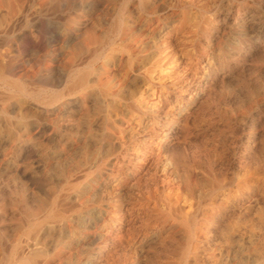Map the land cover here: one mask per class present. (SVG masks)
Returning a JSON list of instances; mask_svg holds the SVG:
<instances>
[{"label": "rangeland", "instance_id": "1", "mask_svg": "<svg viewBox=\"0 0 264 264\" xmlns=\"http://www.w3.org/2000/svg\"><path fill=\"white\" fill-rule=\"evenodd\" d=\"M12 1L11 0H0V18H1V15H4L6 8H8V7L16 8L23 2L20 5L22 7L21 8L22 15H21V17H19L18 21L16 22L17 27L15 24L12 27H10L9 31L7 30L4 34L0 35V43H2V44H0V68H2V69H0V76L3 78L2 81L6 80V79L16 78V76H18V77L22 78V81L24 83H26L29 88L31 87L30 89H32L35 93H39L38 98H47V97L55 95V94H61L63 96L60 97L57 101H55L53 103L54 106L52 104L48 105V108H46L47 106H44L43 104L36 102L33 99H30V98L28 99V97L13 98L11 100V103L13 104V106L15 108L16 107L18 108L20 106L19 108H21V111L24 108V110L22 112H19L22 115V118L20 120H12L13 122L18 121V123L20 121L16 130H18V131L20 130V133L23 134L22 136L24 138H23V140H9L8 136H6L4 134L0 135V156L2 157V158H0L1 159L0 160V264H17V261H15L16 255L12 253L13 246L15 244H17L18 247L20 248V247H23V245H24L23 248H26L27 244H30L31 242L34 241L33 239H36V244L39 245L40 247L35 246L36 245L35 244V245H32V247L29 249L30 252L27 251L26 249H24V252H25V255L27 256L26 258L31 260V261L34 260L33 262L35 264H38V263L43 264L45 261L46 262L44 264H50L51 262H52L51 264H59L61 261V256H62V261L64 260L63 263L61 261V264H76V263L81 264L80 262H76L74 260L73 255H77V254L81 255L83 253V251L85 249V244L83 245L80 243L85 242L84 237H85V232H86L87 221L89 220V215L93 216L97 212H100V216L97 215V218L93 216V219H95L96 228L98 226V228L96 230L97 231L96 236L101 237V239L103 240V238H102L103 234L102 233H105L106 231H108V234L110 233V235H111V236L107 237V241L104 244V247H105L104 253L108 257L110 256L113 260L117 259L119 256H122L123 259L125 260V262L127 264L128 263L130 264L129 260L131 261V251L134 248L131 241L132 240L137 241L139 238L140 239L142 238L141 237L142 235L146 234V238L144 237L145 239H144L143 247L144 248L147 247L146 246L147 240L149 241L148 237L153 236V234L157 231L156 228L155 229L153 228L154 223L157 219L162 218L163 215H161V214L165 210L166 203L168 200H171L174 198L175 195L173 192L176 191V189H179V191L181 193H185L188 190H192L191 188H194L195 191L192 192L191 195L189 193L188 202L191 203V205L195 204L196 206L197 205L202 206L209 199V197H210L209 195L212 194L211 192L213 191V189H215L214 188L215 187V184H214L215 178H216V180L230 181L231 184L229 187H230V189L233 190L235 185H236V181L239 178H241L243 176H248V175L254 173L255 171L260 172L263 170V168H264V160H263L264 155L262 153H264V139H263L264 138V104H263L264 103V101H263L264 100V96H263L264 95V93H263V91H264V70H263L264 69V55H263L264 54V50H263L264 49V32H263L264 31V22H263V20H264V16H263V14H264V0H262V1L261 0H257V1L256 0L255 1L254 0H225V1L224 0H200L201 1V2L199 1L200 3L198 2V0H195V2H194V0L193 1L192 0H171V1L170 0H153V1L152 0H123V1L122 0H114V1L113 0H110V1L109 0H46V1L45 0H29V1L28 0H23V1L17 0L18 2L16 0H12ZM20 1H21V3H20ZM142 1L144 3H142ZM10 2H12V3H10ZM189 2L191 5L189 4ZM24 3H26L25 8L23 7ZM153 3H155V4H153ZM205 3L207 4V6H205L206 5ZM13 4H14V6H13ZM145 4H147V5H145ZM163 4H165V5H163ZM99 5L102 7H99ZM104 5H105V7H103ZM240 5H241V7H239ZM33 6H35V7L33 8ZM107 6H108V8H107ZM148 6H149V8H148ZM151 6H153V7H151ZM195 6H197V8ZM198 6H200V7H198ZM97 7H99V8L97 9ZM146 7L148 10L146 9ZM232 7H233L234 11L232 10ZM155 8L157 9V12H156ZM202 8H204V9L202 10ZM30 9L31 10L35 9V10H34V12H32ZM94 9H97V10L95 11ZM255 9L258 11L256 12ZM165 10H167V11H165ZM204 10H206V11H204ZM106 11H108V12H106ZM132 14H133V16H132ZM199 14H201V15H199ZM233 15H235V16H233ZM209 16H212V17L209 18ZM21 18H22L23 22L21 21ZM92 19H95L97 22L95 20H92ZM163 19H164V21H163ZM220 19H224V20H220ZM252 19L256 23H253ZM256 19H258V20H256ZM88 22H90V23H88ZM64 23H66V24H64ZM164 23H166V24H164ZM247 23H248V25H247ZM188 24H189V26H188ZM255 24H257V26ZM33 25L35 26V28ZM61 25H63V26H61ZM139 26H141V27L139 28ZM231 26L233 28H231ZM32 27H33V30H32ZM97 27H99V28H97ZM235 27L239 28V30ZM253 27H254V30H253ZM14 28H16V29H14ZM18 28H19V31H17ZM124 28L127 31L129 30L130 36H131L130 38H133V40H131L130 38H128L125 35V33L127 31ZM190 28H192V29H190ZM144 29H146V30H144ZM222 29L224 32L222 31ZM231 29H232V31H231ZM240 29H241V31H240ZM244 29H245V31H244ZM132 30H133V33H131ZM90 31L92 34L90 33ZM134 31H135L136 35H135ZM121 32L124 34H119ZM129 32H127V33H129ZM142 32L143 33L145 32V33L143 34ZM199 33H201V34H199ZM228 33L231 34V36L228 35ZM156 34H157V36H156ZM160 34L162 35V38H161ZM192 34H194V35H192ZM36 35H38V36H36ZM93 35H95L96 37ZM188 35H189V37H188ZM235 35H236V38H235ZM97 36H98V38H97ZM142 36L145 38H143ZM14 37H16V38H14ZM20 37H21V39H20ZM23 37H25V38H23ZM58 37H60V38H58ZM186 37H187V39H185ZM237 37H238V39H237ZM40 38H41V40H40ZM117 38H119V39H117ZM179 38H181V39H179ZM189 39H192V40H189ZM206 39H208L209 41ZM213 39H215L214 42H213ZM218 39L220 41H218ZM162 40H164V42ZM188 40H189V42H187ZM226 40L229 43L226 42V45H225ZM128 41L130 44L128 43ZM29 42H30V44H29ZM70 42H71V44H70ZM78 42H79L80 46L76 45V47H75V45L73 43L78 44ZM136 42H138V43H136ZM144 42H146V43L144 44ZM167 42H168V46H167ZM193 42H195V43H193ZM163 43H164V45H163ZM172 43H173V45H171ZM16 44H17V46H16ZM212 44H213V46H212ZM68 45H70V46H68ZM157 45L162 46V47H158ZM83 47L85 48V50ZM93 47H94V49H93ZM223 47H224V49H222ZM66 48H67V50H66ZM96 48H98V49H96ZM172 48L175 49L176 52H175V50H172ZM214 48L217 49L216 50L217 52H215V50L213 51ZM10 49H11V51H10ZM156 49H157V51H156ZM1 50L4 51V53ZM75 50H76V52H75ZM130 51H131V53H130ZM207 51H208V53H207ZM77 52H79V53H77ZM139 52H141V53H139ZM150 52L153 54V57L151 56L152 54ZM253 52H254V54H253ZM175 53H176V55L177 54L178 55L176 56ZM184 53H185V56H184ZM203 53H204V55H203ZM224 53L226 56L224 55ZM96 54H97V57L95 56ZM172 54L175 56V58H172V56H173ZM137 55H139V56H137ZM198 55L200 56V59L198 58L199 57ZM94 56H95V60H93ZM258 56H261V57H259L260 59L257 58ZM71 57H72V59H71ZM214 57L216 60L214 59ZM254 57H256V58H254ZM140 58L143 60V62H142V60L140 61ZM154 58H156V60ZM170 58H171V60H169ZM177 58L179 59V62H178ZM236 58H238V59H236ZM255 59H257L256 63H254ZM98 60H99V62H98ZM129 60L131 61V67L129 65ZM247 60H250V61L247 62ZM164 61H167V62L164 63ZM64 62L65 63L68 62V63L65 64ZM121 62H123V64H121ZM149 62H151V63H149ZM9 63H11V64H9ZM250 63H252V64H250ZM261 63H262V65H260ZM152 64H155V65L158 64L160 66L156 65V67H155V65L153 66ZM207 64H208V66H207ZM253 64H254V66L252 67ZM124 65H125V67H124ZM165 65H166V67H165ZM175 65H178V66L176 67ZM203 65H204V67H203ZM255 65L258 66V68ZM171 66L172 67L174 66V67L169 69V67H171ZM86 67L90 68V74H89V78H88L89 79L88 83L89 82L90 83L88 84V86L85 89L80 90L78 92H75V91L74 92H67V91H65V89H67V87L71 84V81H72L70 78L71 73L73 72L75 74L77 71L81 70V68L83 69ZM126 67L128 68L127 70H126ZM132 67H133V69H132ZM163 67L166 69H163ZM167 67H168V69H167ZM206 67H207V69H206ZM243 67L246 70H243ZM249 67H251V68H249ZM159 68H161L162 71H160ZM204 68H205V70H204ZM140 69H142V70H140ZM97 70H99L100 72L98 73ZM92 71H94V72H92ZM104 71H106V72H104ZM146 71L149 72V74ZM183 71H185L186 73ZM253 71L256 73V76H255V73ZM107 72H108V74H107ZM203 72H205V73L201 74ZM240 72L241 73L243 72V73L240 74ZM94 73H96V74L94 75ZM125 73H126V75H125ZM235 73H237V74H235ZM186 74H188V75H186ZM113 75H114V77H113ZM162 75H165V76H162ZM236 75H238V76H236ZM244 75H246V77ZM31 76H33V77H31ZM119 76H121V77H119ZM188 77H189V79H188ZM110 78H112V79H110ZM196 78H198V80ZM212 78H213V80H212ZM248 78L249 79L252 78L253 80L251 79L252 81L250 80L251 81L250 82L248 80ZM141 79H142V81H141ZM194 79H195V81H194ZM246 79L249 83L246 81ZM219 80H220V82H219ZM97 83H98V85H97ZM175 83H181V84H175ZM240 83L242 86L240 85ZM149 85H150V87L151 86H153V87L150 88ZM161 85L163 88L161 87ZM130 86H131V88H130ZM136 86H138V89L136 88ZM245 86H248L249 89L246 88ZM234 88H236V90ZM43 89H45V90H43ZM135 90L138 91L137 92L138 94L135 93L136 92ZM139 90L141 93L139 92ZM150 90L153 91L154 95L148 97V93ZM202 90H204V91H202ZM233 90H235V91H233ZM3 91H6V87L3 85V82H0V93H2ZM190 92H192V93H190ZM68 93H70V94H68ZM133 93L137 94L138 96L134 95ZM146 93H147V96H146ZM174 93H176V94H174ZM188 93H189V96H187ZM246 94H247V96H246ZM82 95H83V97H82ZM129 95H130L131 99H130ZM99 96H100V98H99ZM206 96H208V100L210 99L209 101L207 100ZM220 96H221V98H220ZM247 97H248V99H247ZM74 98H75V100H74ZM203 98H205V99H203ZM217 98L219 100H217ZM15 99H17V100H15ZM18 100H20L21 102ZM151 100H153V101H151ZM192 100H193V102H191ZM202 100H206L207 102L206 101L202 102ZM220 100H221V102H220ZM234 100L236 103L234 102ZM34 101H35V103H34ZM166 101L168 104L166 103ZM22 102H23V105L21 104ZM153 102L156 103V106L154 108H149V105ZM77 103H78V105H77ZM170 103H172V104H170ZM189 103H191V105ZM208 103H210L211 107L209 106ZM250 103L252 104L251 106L249 105ZM141 104H143V105H141ZM187 104H189V105H187ZM213 104L215 107H213ZM25 105H26V107H25ZM61 105H63V106H61ZM166 105H168V106H166ZM208 106H209V108H207ZM29 107L32 109H30ZM38 107H39V109H38ZM185 107H186L187 111H186ZM254 107H255V109H254ZM135 108L137 109L138 112L135 111L136 110ZM138 108L142 109V110L145 109V110H143V113L141 114V113H139ZM250 108H252V109H250ZM26 109H27V111H25ZM218 109H219V111H218ZM114 110H115V112H113ZM146 110H148V111H146ZM155 110L157 112L156 114H155ZM24 111L26 112V115L24 114ZM110 111H111V113H110ZM170 111H172V112L170 113ZM190 111H191V114H190ZM61 112L62 113L64 112V113L62 114ZM119 112L121 114H119ZM135 112H137V113H135ZM19 113H15L16 118L19 115ZM112 113H114V115ZM196 113H197V115L195 117L194 115ZM69 114H71V115H69ZM115 114H117V115H115ZM174 114H177V115H174ZM186 114L190 115V116L188 115L189 118L187 117ZM206 114H208V115H206ZM13 115L14 114H11V113H0V120L2 119V117H12ZM138 115H139L140 119L138 118ZM160 115H162V116H160ZM24 116H26V117H24ZM37 117L40 119H37ZM150 117H151V119H150ZM194 117H195V120H194ZM198 117L200 119H197ZM46 118H47V120H46ZM183 118H184V120H183ZM186 118H188V119H186ZM191 118H192V121H191ZM163 119L165 121H163ZM48 120H50V122ZM181 120H183V121H181ZM185 120L188 124L186 122L184 123ZM250 120H251V122H250ZM148 121H151V122H148ZM190 121L192 124L190 123ZM212 123L214 124V126ZM107 124H108V126H107ZM200 124L202 126H200ZM37 125H38V127H37ZM188 125L191 127H189ZM203 125H204L205 129L203 128ZM45 126H47V127H45ZM117 126H119L118 127L119 129L117 128ZM141 126H142V128H141ZM208 126H209V128H208ZM250 127H251V129H250ZM255 127H256V129H255ZM21 129H23L24 131ZM145 129H147V130H145ZM248 129H250V130H248ZM259 129L261 130V132ZM86 130H87V132H86ZM133 130H135V132ZM201 131H203V133H201ZM225 131H226V133H225ZM151 132H152V134H151ZM211 132H213V133H211ZM25 133H27V134H25ZM126 134H127V136H126ZM130 134H132V135L130 136ZM133 134H135V136ZM215 134H216V137H215ZM257 134L259 137L257 136ZM121 136L122 137L125 136V137H123V140H122ZM154 136H155V138H154ZM210 136L212 137V140H210L211 139ZM26 138H28V139H26ZM106 138H108V139H106ZM245 138H246V140H245ZM99 139H100V142H99ZM116 139H118V140H116ZM119 139H120V141H119ZM136 141H138V142H136ZM27 142H29V143H27ZM11 143H13V144H11ZM143 143H144V145H142ZM173 143H175L176 145ZM234 144H235V146L236 145L237 146L234 147ZM245 144H246V146H245ZM258 144H259V146H258ZM261 144L263 145V148L261 147ZM128 145H130V146H128ZM204 145H205V147H203ZM214 145H216V146H214ZM141 146H143V147H141ZM153 146H156V147L153 148ZM174 146H175V148H174ZM155 148H156V150H155ZM226 148H227V150H226ZM232 148H233V150H232ZM11 149H12V151H11ZM121 150L123 153L121 152ZM199 150H200V152H199ZM206 150H207V152H206ZM222 150H223V152H222ZM146 151L148 154L146 153ZM196 151H197V154L199 152V155L201 157L202 156L203 157L201 158L199 155L197 156ZM250 151H252V153ZM208 152H210V153H208ZM6 154L8 156H6ZM169 154L171 156L173 155L172 156L173 158L169 157L170 156ZM193 154L196 156H192ZM224 154L227 156H225ZM221 155H224V156H221ZM245 155H246V157H245ZM252 155H253V157H252ZM216 156H217V158H216ZM241 156H243V157H241ZM3 157L5 159H3ZM116 157H118V158H116ZM123 157L124 158L126 157V158L124 159ZM195 157H196V159H195ZM213 157H214V159H213ZM190 158H192L193 160L192 159L190 160ZM117 159H118V161L119 160H121V161L118 162ZM160 159H161V161H160ZM255 159L258 161L256 162ZM166 160H169V161H166ZM224 160L226 162H224ZM211 161L212 162L214 161L213 165H212ZM196 162H197V164H195ZM148 163H149V165H148ZM156 163H157V165H156ZM135 164L138 166H136ZM186 164L188 166H186ZM226 164H228L229 167ZM133 165H134V167H133ZM90 166H92L93 168ZM139 166H141V167H139ZM226 166L228 169L226 168ZM232 166H234V167H232ZM250 166L252 167V169ZM113 167H115V168H113ZM125 167H126V169H125ZM148 167L150 168V171H149ZM86 168H88V169H86ZM146 168H148L147 171H146ZM176 168H177V171H176ZM197 168H199V169H197ZM254 168H255V170H253ZM144 169H145V173H143ZM170 169H171V171H170ZM182 170H184V171H182ZM202 171L204 174L202 173ZM147 172H149V176H148ZM182 172L184 175L182 174ZM191 172H193V174ZM221 172L223 173V175ZM169 173H170V175H169ZM185 173H186V175H185ZM213 173H215V176H213L214 175ZM4 174H5V176H3ZM100 174H101V176H100ZM219 174L221 176H219ZM81 175H82V177H80ZM111 176H112V178H111ZM147 176L150 177L149 178V181L151 180L150 182H148ZM159 176H161V177H159ZM126 178H128V180ZM138 178H140V179L143 178V180L139 179V181H138L137 180ZM167 178L168 179L170 178V179L168 180ZM76 179H78V180H76ZM105 179H106V181H105ZM161 179L163 180L162 183L160 182ZM124 180H126V182ZM191 180L193 181L194 186H193V183L191 182ZM201 180L203 182H201ZM199 181H200V183H198ZM84 182H86V183H84ZM174 182H176V183H174ZM177 182H178V184H177ZM144 183H145V187H144ZM149 183H151V184L153 183L152 184L153 186ZM172 183H174L176 188L173 186ZM201 183L203 184V185H201V187L203 189L199 186V184H201ZM211 183H213V184L211 185ZM112 184L113 185L115 184L114 187H112L113 186ZM160 184H161V186H160ZM206 184H207V186H206ZM107 186H109V187H107ZM146 186H148V187H146ZM83 187H84V190H83L84 193L81 192ZM126 187L127 188L129 187V189H127ZM140 187H141V189H140ZM150 187H152V188H150ZM198 187L201 188L202 190H200ZM164 188H165V190H164ZM169 188H170V190H168ZM171 188H174V190L173 189L171 190ZM116 189H118V190H116ZM130 189L133 192L130 191ZM151 189L154 191L155 194H153ZM204 189L205 190L207 189V190L205 191ZM208 190H209V192H208ZM147 191H149V192L147 193ZM158 191H159V193H158ZM199 191H202V192H199ZM79 192H81V193H79ZM156 192L158 194H156ZM196 192H197V195L201 193L202 196L198 195V197H197ZM104 193H106L107 195ZM127 194H129V196ZM147 194H148L149 198L147 197ZM170 194H171V196H170ZM76 195L78 196L77 198H75ZM80 195H81V197H80ZM199 196L201 197L200 199H199ZM72 197H73V199H72ZM102 197H103V199H102ZM125 197L128 199H125ZM191 197H192V200H191ZM80 198H81V200H80ZM84 198H86V199H84ZM71 199H72V201H70ZM125 200H126V202H125ZM195 200H197V202ZM133 201H137V202H133ZM152 202L154 205L152 204ZM111 204H113L112 205L113 207H111ZM36 205H38L37 206L38 208H35ZM131 205H133V208ZM195 205H193V206L196 207ZM96 206H97V208H96ZM147 206H149V207H147ZM34 208H35V210H34ZM66 208H68V209H66ZM103 209L105 212L103 211ZM155 209H156V211H155ZM32 210L36 212V215L38 217H36V215H34L35 212H33L34 214L32 213ZM58 211L62 214V217L61 216L60 217H52V214L54 212H58ZM86 212H88V214ZM48 214H50V215H48ZM144 214H146L148 216L145 217L146 215L143 216ZM77 215L79 218L77 217ZM121 216H123V217H121ZM120 217H121V219H120ZM140 217H142V218H140ZM149 217H151L150 220L148 219ZM146 218H147V220H145ZM114 219L118 220V221L113 223ZM137 219H139L138 223H137ZM64 221H67L68 223L67 222L65 223ZM74 222H76V223H74ZM140 222H143V224H141ZM56 224H58V225H56ZM113 224H114V226H113ZM131 224H132V226H130ZM133 224L135 227L133 226ZM54 225H56V226H54ZM142 225H144V226H142ZM20 226H21V228H20ZM78 226H80V227H78ZM136 226H138V227H136ZM44 227H46V228H44ZM40 228H41V230H40ZM139 228H141V230ZM57 229H59V231L62 230L61 231L62 233L59 232ZM39 230L43 231V232L40 233ZM56 230L59 233H57ZM149 230H151V231L147 232ZM209 231H211V233L209 232V234L212 235L213 231L211 229ZM71 232H72V234H71ZM98 232H99V235H98ZM115 232L119 233V234H123L124 239H122L121 243H120V244H122V248L115 247L113 249V247H112L116 243V239H114V235L116 234ZM18 233H19V235H18ZM125 233L127 234V236ZM40 234H41V236H40ZM61 234L64 236H61ZM78 234H80V235H78ZM58 235H60V236H58ZM53 237H54V240H53ZM72 237L74 238V240ZM14 238L16 241L14 240ZM37 238H38V240H37ZM40 238H42V239H40ZM112 238H113V240H112ZM24 241H26L25 242L26 244L24 243ZM37 241H38V243H37ZM128 242H130L129 246H128ZM77 245H79V246H77ZM81 245H82V247H81ZM123 245H124V247H123ZM125 247H127V248H125ZM128 248L130 249L129 252H128ZM31 250L32 251L35 250V253H34V251L32 252ZM56 250H57V252H56ZM74 250L76 253L74 252ZM112 250H113V252L111 253ZM123 250L125 252H123ZM115 252H117L116 254L118 255L116 257H115ZM47 254H48V256H47ZM66 254H68L69 256ZM124 255L126 257H124ZM13 257H14V259H13ZM41 260H42V262H41ZM65 260L67 261V263ZM8 262H10V263H8Z\"/></svg>", "mask_w": 264, "mask_h": 264}, {"label": "bare ground", "instance_id": "2", "mask_svg": "<svg viewBox=\"0 0 264 264\" xmlns=\"http://www.w3.org/2000/svg\"><path fill=\"white\" fill-rule=\"evenodd\" d=\"M12 1V0H11ZM17 1V0H16ZM23 1V0H22ZM29 1V0H28ZM46 1V0H45ZM110 1V0H109ZM114 1V0H113ZM123 1V0H122ZM153 1V0H152ZM171 1V0H170ZM193 1V0H192ZM200 0H198V2H199ZM225 1V0H224ZM255 1V0H254ZM257 1V0H256ZM262 1V0H261ZM13 2V1H12ZM12 2H10V3H12ZM18 2V1H17ZM27 2V1H26ZM98 2V1H97ZM131 2V1H130ZM194 2H195V0H194ZM201 2V1H200ZM199 2V3H200ZM20 3H21V1H20ZM23 3V2H22ZM21 3V4H22ZM38 3V2H37ZM44 3V2H43ZM121 3V2H120ZM127 3V2H126ZM142 3H144L143 1H142ZM165 3V2H164ZM175 3V2H174ZM177 3V2H176ZM214 3V2H213ZM223 3V2H222ZM8 4V3H7ZM20 4V5H21ZM25 4L26 3H24L23 5V7L25 8ZM39 4V3H38ZM153 4H155V3H153ZM189 4H190V2H189ZM206 4V3H205ZM209 4V3H208ZM211 4V3H210ZM226 4V3H225ZM18 6V7H16V8H14V7H8V8H6L5 9V13H4V15H1V18H0V35H2V34H4L7 30L9 31V29H10V27H12L13 25H15L16 24V22L18 21V19H19V17H21V15H22V10H21V6ZM35 5V4H34ZM125 5V4H124ZM145 5H147V4H145ZM150 5V4H149ZM163 5H165V4H163ZM171 5V4H170ZM191 5V4H190ZM203 5V4H202ZM221 5V4H220ZM228 5V4H227ZM13 6H14V4H13ZM78 6V5H77ZM143 6V5H142ZM172 6V5H171ZM170 6V7H171ZM205 6H207V4L205 5ZM204 6V7H205ZM236 6V5H235ZM35 6H33V8H34ZM41 7V6H40ZM99 7H102V6H100L99 5ZM99 7H97V9L99 8ZM103 7H105V5L103 6ZM130 7V6H129ZM151 7H153V6H151ZM150 7V8H151ZM169 7V6H168ZM167 7V8H168ZM196 8H197V6H195ZM198 7H200V6H198ZM218 7V6H217ZM223 7V6H222ZM239 7H241V5L239 6ZM107 8H108V6H107ZM148 8H149V6H148ZM158 8V7H157ZM176 8V7H175ZM187 8V7H186ZM210 8V7H209ZM216 8V7H215ZM228 8V7H227ZM32 9V8H31ZM30 9V10H31ZM88 9V8H87ZM97 9H94L95 11L97 10ZM131 9V8H130ZM146 9H147V7H146ZM145 9V10H146ZM162 9V8H161ZM165 9V8H164ZM204 8H202V10H203ZM213 9V8H212ZM230 9V8H229ZM228 9V10H229ZM250 9V8H249ZM25 10V9H24ZM27 10V9H26ZM34 10L35 9H33V10H31L32 12H34ZM109 10V9H108ZM125 10V9H124ZM133 10V9H132ZM148 10V9H147ZM155 10H156V12H157V9L155 8ZM172 10V9H171ZM186 10V9H185ZM232 10H233V7H232ZM256 10V9H255ZM42 11V10H41ZM128 11V10H127ZM136 11V10H135ZM165 11H167V10H165ZM204 11H206V10H204ZM221 11V10H220ZM234 11V10H233ZM236 11V10H235ZM258 10H256V12H257ZM4 12V11H3ZM2 12V13H3ZM36 12V11H35ZM89 12V11H88ZM106 12H108V11H106ZM114 12V11H113ZM160 12V11H159ZM162 12V11H161ZM172 12V11H171ZM189 12V11H188ZM239 12V11H238ZM254 12V11H253ZM112 13V12H111ZM130 13V12H129ZM138 13V12H137ZM154 13V12H153ZM176 13V12H175ZM215 13V12H214ZM223 13V12H222ZM229 13V12H228ZM233 13V12H232ZM247 13V12H246ZM96 14V13H95ZM108 14V13H107ZM183 14V13H182ZM217 14V13H216ZM241 14V13H240ZM259 14V13H258ZM31 15V14H30ZM97 15V14H96ZM125 15V14H124ZM164 15V14H163ZM179 15V14H178ZM199 15H201V14H199ZM212 15V14H211ZM223 15V14H222ZM257 15V14H256ZM28 16V15H27ZM37 16V15H36ZM35 16V17H36ZM92 16V15H91ZM132 16H133V14H132ZM182 16V15H181ZM190 16V15H189ZM194 16V15H193ZM213 16V15H212ZM212 16H209V18L210 17H212ZM218 16V15H217ZM233 16H235V15H233ZM259 16V15H258ZM261 16V15H260ZM263 16H264V14H263ZM24 17V16H23ZM178 17V16H177ZM185 17V16H184ZM196 17V16H195ZM220 17V16H219ZM227 17V16H226ZM229 17V16H228ZM241 17V16H240ZM257 17V16H256ZM27 18V17H26ZM40 18V17H39ZM146 18V17H145ZM150 18V17H149ZM161 18V17H160ZM225 18V17H224ZM242 18V17H241ZM31 19V18H30ZM33 19V18H32ZM105 19V18H104ZM143 19V18H142ZM154 19V18H153ZM190 19V18H189ZM188 19V20H189ZM212 19V18H211ZM236 19V18H235ZM39 20V19H38ZM88 20V19H87ZM90 20V19H89ZM92 20H95V19H92ZM119 20V19H118ZM123 20V19H122ZM167 20V19H166ZM220 20H224V19H220ZM232 20V19H231ZM234 20V19H233ZM253 20V19H252ZM256 20H258V19H256ZM21 21H22V18H21ZM67 21V20H66ZM96 21V20H95ZM100 21V20H99ZM98 21V22H99ZM103 21V20H102ZM163 21H164V19H163ZM180 21V20H179ZM251 21V20H250ZM23 22V21H22ZM65 22V21H64ZM97 22V21H96ZM95 22V23H96ZM124 22V21H123ZM128 22V21H127ZM188 22V21H187ZM252 22V21H251ZM263 22H264V20H263ZM262 22V23H263ZM88 23H90V22H88ZM129 23V22H128ZM155 23V22H154ZM190 23V22H189ZM207 23V22H206ZM210 23V22H209ZM220 23V22H219ZM228 23V22H227ZM253 23H256L254 20H253ZM34 24V23H33ZM38 24V23H37ZM61 24V23H60ZM64 24H66V23H64ZM125 24V23H124ZM130 24V23H129ZM138 24V23H137ZM164 24H166V23H164ZM169 24V23H168ZM213 24V23H212ZM260 24V23H259ZM22 25V24H21ZM68 25V24H67ZM92 25V24H91ZM159 25V24H158ZM208 25V24H207ZM221 25V24H220ZM235 25V24H234ZM247 25H248V23H247ZM251 25V24H250ZM256 26H257V24H255ZM34 26V25H33ZM61 26H63V25H61ZM65 26V25H64ZM100 26V25H99ZM122 26V25H121ZM126 26V25H125ZM188 26H189V24H188ZM194 26V25H193ZM237 26V25H236ZM241 26V25H240ZM259 26V25H258ZM16 27H17V24H16ZM25 27V26H24ZM38 27V26H37ZM66 27V26H65ZM70 27V26H69ZM90 27V26H89ZM88 27V28H89ZM92 27V26H91ZM102 27V26H101ZM100 27V28H101ZM134 27V26H133ZM141 26H139V28H140ZM163 27V26H162ZM245 27V26H244ZM31 28V27H30ZM34 28H35V26H34ZM47 28V27H46ZM50 28V27H49ZM61 28V27H60ZM97 28H99V27H97ZM168 28V27H167ZM231 28H233L232 26H231ZM235 28H237V27H235ZM14 29H16V28H14ZM13 29V30H14ZM29 29V28H28ZM58 29V28H57ZM64 29V28H63ZM93 29V28H92ZM125 29V28H124ZM142 29V28H141ZM190 29H192V28H190ZM197 29V28H196ZM200 29V28H199ZM212 29V28H211ZM226 29V28H225ZM228 29V28H227ZM238 30H239V28H237ZM32 30H33V27H32ZM61 30V29H60ZM67 30V29H66ZM79 30V29H78ZM81 30V29H80ZM95 30V29H94ZM104 30V29H103ZM121 30V29H120ZM126 30V29H125ZM137 30V29H136ZM144 30H146V29H144ZM167 30V29H166ZM194 30V29H193ZM253 30H254V27H253ZM17 31H19V28H18V30ZM59 31V30H58ZM68 31V30H67ZM82 31V30H81ZM93 31V30H92ZM96 31V30H95ZM127 31V30H126ZM164 31V30H163ZM195 31V30H194ZM221 31V30H220ZM222 31H223V29H222ZM227 31V30H226ZM231 31H232V29H231ZM240 31H241V29H240ZM244 31H245V29H244ZM98 32V31H97ZM118 32V31H117ZM127 32H129V30L127 31ZM125 33V35L128 37V38H130L131 36H130V32L129 33ZM147 32V31H146ZM196 32V31H195ZM194 32V33H195ZM224 32V31H223ZM254 32V31H253ZM264 32V31H263ZM20 33V32H19ZM85 33V32H84ZM90 33H91V31H90ZM131 33H133V30H132V32ZM134 33H135V31H134ZM143 33V32H142ZM141 33V34H142ZM145 33V32H144ZM143 33V34H144ZM148 33V32H147ZM156 33V32H155ZM161 33V32H160ZM191 33V32H190ZM60 34V33H59ZM69 34V33H68ZM92 34V33H91ZM90 34V35H91ZM99 34V33H98ZM103 34V33H102ZM119 34H124V33H119ZM142 34V35H143ZM158 34V33H157ZM157 34H156V36H157ZM199 34H201V33H199ZM16 35V34H15ZM19 35V34H18ZM41 35V34H40ZM76 35V34H75ZM86 35V34H85ZM89 35V34H88ZM104 35V34H103ZM135 35H136V33H135ZM154 35V34H153ZM161 35V34H160ZM192 35H194V34H192ZM219 35V34H218ZM226 35V34H225ZM228 35H230L231 36V34H229L228 33ZM254 35V34H253ZM36 36H38V35H36ZM62 36V35H61ZM73 36V35H72ZM87 36V35H86ZM93 36H95V35H93ZM122 36V35H121ZM176 36V35H175ZM191 36V35H190ZM3 37V36H2ZM1 37V38H2ZM22 37V36H21ZM21 37H20V39H21ZM40 37V36H39ZM71 37V36H70ZM96 37V36H95ZM101 37V36H100ZM99 37V38H100ZM143 37V36H142ZM177 37V36H176ZM188 37H189V35H188ZM195 37V36H194ZM233 37V36H232ZM253 37V36H252ZM14 38H16V37H14ZM23 38H25V37H23ZM58 38H60V37H58ZM63 38V37H62ZM66 38V37H65ZM97 38H98V36H97ZM96 38V39H97ZM105 38V37H104ZM136 38V37H135ZM143 38H145V37H143ZM142 38V39H143ZM151 38V37H150ZM161 38H162V35H161ZM171 38V37H170ZM184 38V37H183ZM192 38V37H191ZM207 38V37H206ZM220 38V37H219ZM225 38V37H224ZM234 38V37H233ZM235 38H236V35H235ZM244 38V37H243ZM242 38V39H243ZM246 38V37H245ZM254 38V37H253ZM259 38V37H258ZM261 38V37H260ZM18 39V38H17ZM32 39V38H31ZM67 39V38H66ZM72 39V38H71ZM117 39H119V38H117ZM131 40H133V38H130ZM166 39V38H165ZM179 39H181V38H179ZM185 39H187V37L185 38ZM223 39V38H222ZM227 39V38H226ZM237 39H238V37H237ZM255 39V38H254ZM257 39V38H256ZM4 40V39H3ZM40 40H41V38H40ZM102 40V39H101ZM100 40V41H101ZM135 40V39H134ZM138 40V39H137ZM183 40V39H182ZM189 40H192V39H189ZM189 40L187 41V42H189ZM204 40V39H203ZM206 40H208V39H206ZM214 40L215 39H213V42H214ZM29 41V40H28ZM67 41V40H66ZM80 41V40H79ZM163 42H164V40H162ZM161 41V42H162ZM180 41V40H179ZM178 41V42H179ZM184 41V40H183ZM209 41V40H208ZM218 41H220L219 39H218ZM222 41V40H221ZM239 41V40H238ZM255 41V40H254ZM33 42V41H32ZM65 42V41H64ZM114 42V41H113ZM112 42V43H113ZM139 42V41H138ZM138 42H136V43H138ZM174 42V41H173ZM202 42V41H201ZM206 42V41H205ZM212 42V41H211ZM226 42H228L227 40L225 41V45H226ZM115 43V42H114ZM118 43V42H117ZM128 43H129V41H128ZM133 43V42H132ZM146 42H144V44H145ZM193 43H195V42H193ZM229 43V42H228ZM240 43V42H239ZM247 43V42H246ZM0 44H2V43H0ZM29 44H30V42H29ZM69 44V43H68ZM70 44H71V42H70ZM74 45H75V47H76V45L78 46H80V44H79V42H78V44H76V43H73ZM72 44V45H73ZM122 44V43H121ZM124 44V43H123ZM130 44V43H129ZM143 44V43H142ZM162 44V43H161ZM166 44V43H165ZM204 44V43H203ZM220 44V43H219ZM101 45V44H100ZM153 45V44H152ZM163 45H164V43H163ZM171 45H173V43L171 44ZM208 45V44H207ZM217 45V44H216ZM242 45V44H241ZM16 46H17V44H16ZM19 46V45H18ZM30 46V45H29ZM68 46H70V45H68ZM89 46V45H88ZM97 46V45H96ZM109 46V45H108ZM114 46V45H113ZM140 46V45H139ZM158 46V45H157ZM167 46H168V42H167ZM191 46V45H190ZM201 46V45H200ZM212 46H213V44H212ZM211 46V47H212ZM22 47V46H21ZM156 47V46H155ZM158 47H162V46H158ZM165 47V46H164ZM163 47V48H164ZM177 47V46H176ZM189 47V46H188ZM195 47V46H194ZM207 47V46H206ZM244 47V46H243ZM17 48V47H16ZM20 48V47H19ZM84 48V47H83ZM82 48V49H83ZM89 48V47H88ZM145 48V47H144ZM147 48V47H146ZM157 48V47H156ZM170 48V47H169ZM175 48V47H174ZM185 48V47H184ZM210 48V47H209ZM228 48V47H227ZM248 48V47H247ZM74 49V48H73ZM78 49V48H77ZM76 49V50H77ZM90 49V48H89ZM93 49H94V47H93ZM96 49H98V48H96ZM149 49V48H148ZM168 49V48H167ZM222 49H224V47L222 48ZM66 50H67V48H66ZM76 50H75V52H76ZM84 50H85V48H84ZM137 50V49H136ZM151 50V49H150ZM172 50H175V49H173L172 48ZM193 50V49H192ZM200 50V49H199ZM215 50V52H217L216 50L217 49H213V51ZM264 50V49H263ZM2 51V50H1ZM10 51H11V49H10ZM9 51V52H10ZM59 51V50H58ZM88 51V50H87ZM156 51H157V49H156ZM169 51V50H168ZM189 51V50H188ZM244 51V50H243ZM253 51V50H252ZM3 53H4V51H2ZM15 52V51H14ZM86 52V51H85ZM93 52V51H92ZM167 52V51H166ZM170 52V51H169ZM175 52H176V50H175ZM178 52V51H177ZM191 52V51H190ZM189 52V53H190ZM193 52V51H192ZM234 52V51H233ZM258 52V51H257ZM49 53V52H48ZM77 53H79V52H77ZM122 53V52H121ZM130 53H131V51H130ZM139 53H141V52H139ZM138 53V54H139ZM151 53V52H150ZM171 53V52H170ZM187 53V52H186ZM206 53V52H205ZM207 53H208V51H207ZM10 54V53H9ZM99 54V53H98ZM112 54V53H111ZM110 54V55H111ZM137 54V53H136ZM143 54V53H142ZM149 54V53H148ZM152 54V53H151ZM244 54V53H243ZM253 54H254V52H253ZM8 55V54H7ZM60 55V54H59ZM126 55V54H125ZM173 55V54H172ZM175 55H176V53H175ZM178 55V54H177ZM176 55V56H177ZM190 55V54H189ZM203 55H204V53H203ZM224 55H225V53H224ZM257 55V54H256ZM264 55V54H263ZM57 56V55H56ZM96 57H97V54L95 55ZM95 56H94V58H93V60H95ZM102 56V55H101ZM137 56H139V55H137ZM144 56V55H143ZM152 57H153V54L151 55ZM170 56V55H169ZM184 56H185V53H184ZM194 56V55H193ZM196 56V55H195ZM199 56V55H198ZM226 56V55H225ZM233 56V55H232ZM236 56V55H235ZM253 56V55H252ZM251 56V57H252ZM49 57V56H48ZM47 57V58H48ZM69 57V56H68ZM187 57V56H186ZM218 57V56H217ZM224 57V56H223ZM238 57V56H237ZM250 57V56H249ZM259 57H261V56H258L257 58H259ZM18 58V57H17ZM52 58V57H51ZM126 58V57H125ZM138 58V57H137ZM142 58V57H141ZM140 58V61L142 60ZM172 58H175V56L173 55L172 56ZM197 58V57H196ZM199 59H200V56L198 57ZM207 58V57H206ZM213 58V57H212ZM225 58V57H224ZM247 58V57H246ZM254 58H256V57H254ZM49 59V58H48ZM71 59H72V57H71ZM70 59V60H71ZM74 59V58H73ZM155 60H156V58H154ZM178 59V58H177ZM187 59V58H186ZM202 59V58H201ZM210 59V58H209ZM214 59H215V57H214ZM236 59H238V58H236ZM250 59V58H249ZM260 59V58H259ZM30 60V59H29ZM56 60V59H55ZM68 60V59H67ZM92 60V61H93ZM126 60V59H125ZM137 60V59H136ZM153 60V59H152ZM169 60H171V58L169 59ZM176 60V59H175ZM183 60V59H182ZM192 60V59H191ZM207 60V59H206ZM216 60V59H215ZM228 60V59H227ZM254 60V59H253ZM72 61V60H71ZM70 61V62H71ZM91 61V62H92ZM104 61V60H103ZM151 61V60H150ZM209 61V60H208ZM221 61V60H220ZM226 61V60H225ZM248 61H250V60H247V62ZM256 61H257V59H255V61H254V63H256ZM4 62V61H3ZM2 62V63H3ZM98 62H99V60H98ZM134 62V61H133ZM142 62H143V60H142ZM155 62V61H154ZM167 61H164V63H166ZM178 62H179V59H178ZM198 62V61H197ZM6 63V62H5ZM65 63V62H64ZM63 63V64H64ZM68 63V62H67ZM67 63H65V64H67ZM97 63V62H96ZM136 63V62H135ZM148 63V62H147ZM149 63H151V62H149ZM153 63V62H152ZM157 63V62H156ZM163 63V62H162ZM163 63V64H164ZM169 63V62H168ZM209 63V62H208ZM214 63V62H213ZM233 63V62H232ZM239 63V62H238ZM263 63V62H262ZM262 63L260 64V65H262ZM9 64H11V63H9ZM57 64V63H56ZM62 64V63H61ZM93 64V63H92ZM121 64H123V62H121ZM126 64V63H125ZM197 64V63H196ZM210 64V63H209ZM250 64H252V63H250ZM44 65V64H43ZM85 65V64H84ZM129 65H130V67H131V61L129 60ZM143 65V64H142ZM149 65V64H148ZM153 66L155 65V64H152ZM156 65H158V64H156ZM156 65H155V67H156ZM169 65V64H168ZM211 65V64H210ZM247 65V64H246ZM24 66V65H23ZM51 66V65H50ZM49 66V67H50ZM87 66V65H86ZM96 66V65H95ZM112 66V65H111ZM145 66V65H144ZM152 66V67H153ZM158 66H160V65H158ZM176 67L178 66V65H175ZM183 66V65H182ZM207 66H208V64H207ZM254 66V64L252 65V67ZM256 66V65H255ZM62 67V66H61ZM75 67V66H74ZM124 67H125V65H124ZM143 67V66H142ZM151 67V66H150ZM165 67H166V65H165ZM174 67V66H173ZM172 66L171 67H169V69H171V68H173ZM180 67V66H179ZM192 67V66H191ZM203 67H204V65H203ZM257 68H258V66H256ZM255 67V68H256ZM26 68V67H25ZM54 68V67H53ZM64 68V67H63ZM117 68V67H116ZM185 68V67H184ZM187 68V67H186ZM246 68V67H245ZM249 68H251V67H249ZM262 68V67H261ZM260 68V69H261ZM0 69H2V68H0ZM51 69V68H50ZM73 69V68H72ZM80 69V68H79ZM128 68L126 67V70H127ZM132 69H133V67H132ZM148 69V68H147ZM160 69V71H162L161 70V68H159ZM163 69H166V68H164L163 67ZM167 69H168V67H167ZM176 69V68H175ZM200 69V68H199ZM206 69H207V67H206ZM212 69V68H211ZM240 69V68H239ZM242 69V68H241ZM24 70V69H23ZM100 70V69H99ZM99 70H97L98 71V73L100 72ZM111 70V69H110ZM113 70V69H112ZM137 70V69H136ZM140 70H142V69H140ZM186 70V69H185ZM204 70H205V68H204ZM218 70V69H217ZM243 70H246V69H244V67H243ZM264 70V69H263ZM12 71V70H11ZM102 71V70H101ZM133 71V70H132ZM148 71V70H147ZM146 71V72H147ZM164 71V70H163ZM175 71V70H174ZM181 71V70H180ZM199 71V70H198ZM239 71V70H238ZM261 71V70H260ZM6 72V71H5ZM32 72V71H31ZM92 72H94V71H92ZM104 72H106V71H104ZM103 72V73H104ZM116 72V71H115ZM155 72V71H154ZM157 72V71H156ZM167 72V71H166ZM165 72V73H166ZM183 72H185V71H183ZM188 72V71H187ZM211 72V71H210ZM228 72V71H227ZM248 72V71H247ZM246 72V73H247ZM254 72V71H253ZM259 72V71H258ZM262 72V71H261ZM102 73V72H101ZM118 73V72H117ZM148 74H149V72H147ZM146 73V74H147ZM171 73V72H170ZM174 73V72H173ZM178 73V72H177ZM176 73V74H177ZM181 73V72H180ZM186 73V72H185ZM205 72H203V73H201V74H204ZM212 73V72H211ZM217 73V72H216ZM222 73V72H221ZM238 73V72H237ZM237 73H235V74H237ZM243 73V72H242ZM241 72H240V74H242ZM255 73V72H254ZM263 73V72H262ZM56 74V73H55ZM89 74H90V68L89 67H86V68H81V70H79V71H77L75 74L72 72L71 73V75H70V78H71V84L67 87V89H65V91H67V92H78V91H80V90H83V89H85L87 86H88V84L90 83H88V81H89ZM96 73H94V75H95ZM107 74H108V72H107ZM130 74V73H129ZM153 74V73H152ZM169 74V73H168ZM182 74V73H181ZM180 74V75H181ZM189 74V73H188ZM188 74H186V75H188ZM196 74V73H195ZM122 75V74H121ZM125 75H126V73H125ZM135 75V74H134ZM167 75V74H166ZM179 75V74H178ZM177 75V76H178ZM184 75V74H183ZM53 76V75H52ZM57 76V75H56ZM92 76V75H91ZM104 76V75H103ZM102 76V77H103ZM106 76V75H105ZM130 76V75H129ZM157 76V75H156ZM162 76H165V75H162ZM171 76V75H170ZM202 76V75H201ZM219 76V75H218ZM236 76H238V75H236ZM245 77H246V75H244ZM248 76V75H247ZM255 76H256V73H255ZM31 77H33V76H31ZM113 77H114V75H113ZM119 77H121V76H119ZM160 77V76H159ZM168 77V76H167ZM181 77V76H180ZM243 77V76H242ZM37 78V77H36ZM95 78V77H94ZM93 78V79H94ZM126 78V77H125ZM155 78V77H154ZM157 78V77H156ZM169 78V77H168ZM203 78V77H202ZM231 78V77H230ZM92 79V78H91ZM108 79V78H107ZM106 79V80H107ZM110 79H112V78H110ZM118 79V78H117ZM146 79V78H145ZM149 79V78H148ZM147 79V80H148ZM188 79H189V77H188ZM197 80H198V78H196ZM207 79V78H206ZM218 79V78H217ZM233 79V78H232ZM241 79V78H240ZM252 79V78H251ZM251 79H249L248 78V80L250 81ZM3 80V78L0 76V82H3V85L6 87V91H3L2 93H0V113H11V114H14L12 117H2V119L0 120V135H6V136H8V138H9V140H23V134H21L20 133V130L18 131V130H16L17 129V126H18V124L20 123V121H19V123H18V121H12V120H20L21 118H22V115L19 113V112H22L23 110H24V108H23V110L21 111V108H15L14 106H13V104L11 103V100L13 99V98H24V97H28V99L30 98V99H33V100H35L36 102H39V103H41V104H43L44 106H47L46 108H48V105H53V103L55 102V101H57L60 97H62L63 95H61V94H55V95H52V96H49V97H47V98H38V94L39 93H35L32 89H30L28 86H27V84L26 83H24L23 81H22V78L21 77H18V76H16V78H11V79H6V80H4V81H2ZM27 80V79H26ZM122 80V79H121ZM159 80V79H158ZM167 80V79H166ZM165 80V81H166ZM173 80V79H172ZM176 80V79H175ZM174 80V81H175ZM196 80V81H197ZM201 80V79H200ZM212 80H213V78H212ZM231 80V79H230ZM253 80V79H252ZM251 80V81H252ZM258 80V79H257ZM260 80V79H259ZM35 81V80H34ZM117 81V80H116ZM119 81V80H118ZM123 81V80H122ZM121 81V82H122ZM141 81H142V79H141ZM151 81V80H150ZM149 81V82H150ZM153 81V80H152ZM155 81V80H154ZM164 81V80H163ZM169 81V80H168ZM173 81V82H174ZM188 81V80H187ZM194 81H195V79H194ZM225 81V80H224ZM237 81V80H236ZM246 81H247V79H246ZM250 81V82H251ZM96 82V81H95ZM113 82V81H112ZM126 82V81H125ZM178 82V81H177ZM201 82V81H200ZM207 82V81H206ZM218 82V81H217ZM219 82H220V80H219ZM234 82V81H233ZM238 82V81H237ZM248 82V81H247ZM256 82V81H255ZM39 83V82H38ZM37 83V84H38ZM65 83V82H64ZM94 83V82H93ZM102 83V82H101ZM114 83V82H113ZM168 83V82H167ZM195 83V82H194ZM205 83V82H204ZM249 83V82H248ZM30 84V83H29ZM35 84V83H34ZM104 84V83H103ZM120 84V83H119ZM128 84V83H127ZM150 84V83H149ZM162 84V83H161ZM175 84H181V83H175ZM234 84V83H233ZM243 84V83H242ZM33 85V84H32ZM97 85H98V83H97ZM147 85V84H146ZM155 85V84H154ZM159 85V84H158ZM164 85V84H163ZM169 85V84H168ZM199 85V84H198ZM240 85H241V83H240ZM255 85V84H254ZM167 86V85H166ZM194 86V85H193ZM215 86V85H214ZM242 86V85H241ZM252 86V85H251ZM258 86V85H257ZM93 87V86H92ZM146 87V86H145ZM149 87H150V85H149ZM151 87H153V86H151ZM150 87V88H151ZM161 87H162V85H161ZM169 87V86H168ZM176 87V86H175ZM202 87V86H201ZM211 87V86H210ZM235 87V86H234ZM246 88H248V86H245ZM253 87V86H252ZM33 88V87H32ZM36 88V87H35ZM117 88V87H116ZM126 88V87H125ZM130 88H131V86H130ZM136 88L138 89V86H136ZM163 88V87H162ZM190 88V87H189ZM245 88V89H246ZM54 89V88H53ZM118 89V88H117ZM116 89V90H117ZM155 89V88H154ZM170 89V88H169ZM197 89V88H196ZM210 89V88H209ZM235 90H236V88H234ZM243 89V88H242ZM249 89V88H248ZM43 90H45V89H43ZM129 90V89H128ZM159 90V89H158ZM161 90V89H160ZM217 90V89H216ZM235 90H233V91H235ZM241 90V89H240ZM48 91V90H47ZM57 91V90H56ZM64 91V92H65ZM124 91V90H123ZM126 91V90H125ZM136 91V90H135ZM165 91V90H164ZM189 91V90H188ZM196 91V90H195ZM202 91H204V90H202ZM232 91V92H233ZM247 91V90H246ZM251 91V90H250ZM254 91V90H253ZM263 91V90H262ZM115 92V91H114ZM113 92V93H114ZM134 92V91H133ZM138 91H136L135 93H137ZM139 92H140V90H139ZM248 92V91H247ZM246 92V93H247ZM261 92V91H260ZM259 92V93H260ZM42 93V92H41ZM98 93V92H97ZM118 93V92H117ZM116 93V94H117ZM132 93V92H131ZM141 93V92H140ZM182 93V92H181ZM190 93H192V92H190ZM198 93V92H197ZM210 93V92H209ZM229 93V92H228ZM250 93V92H249ZM256 93V92H255ZM263 93H264V91H263ZM46 94V93H45ZM52 94V93H51ZM54 94V93H53ZM68 94H70V93H68ZM83 94V93H82ZM99 94V93H98ZM97 94V95H98ZM128 94V93H127ZM134 94V93H133ZM132 94V95H133ZM138 94V93H137ZM137 94H134V95H137ZM168 94V93H167ZM173 94V93H172ZM171 94V95H172ZM174 94H176V93H174ZM218 94V93H217ZM233 94V93H232ZM152 95H154V93H153V91L152 90H150L149 91V93H148V97L149 96H152ZM208 95V94H207ZM241 95V94H240ZM117 96V95H116ZM138 96V95H137ZM144 96V95H143ZM146 96H147V93H146ZM177 96V95H176ZM187 96H189V93H188V95ZM195 96V95H194ZM214 96V95H213ZM222 96V95H221ZM221 96H220V98H221ZM231 96V95H230ZM242 96V95H241ZM246 96H247V94H246ZM245 96V97H246ZM264 96V95H263ZM82 97H83V95H82ZM124 97V96H123ZM129 97H130V95H129ZM166 97V96H165ZM178 97V96H177ZM186 97V96H185ZM233 97V96H232ZM231 97V98H232ZM243 97V96H242ZM99 98H100V96H99ZM98 98V99H99ZM110 98V97H109ZM108 98V99H109ZM144 98V97H143ZM154 98V97H153ZM206 98H207V100H208V96H206ZM210 98V97H209ZM230 98V97H229ZM244 98V97H243ZM70 99V98H69ZM130 99H131V97H130ZM146 99V98H145ZM148 99V98H147ZM151 99V98H150ZM190 99V98H189ZM203 99H205V98H203ZM247 99H248V97H247ZM15 100H17V99H15ZM67 100V99H66ZM74 100H75V98H74ZM114 100V99H113ZM141 100V99H140ZM156 100V99H155ZM173 100V99H172ZM210 100V99H209ZM208 100V101H209ZM217 100H219L218 98H217ZM228 100V99H227ZM226 100V101H227ZM18 101H20V100H18ZM23 101V100H22ZM35 101H34V103H35ZM105 101V100H104ZM108 101V100H107ZM132 101V100H131ZM135 101V100H134ZM143 101V100H142ZM147 101V100H146ZM151 101H153V100H151ZM159 101V100H158ZM184 101V100H183ZM187 101V100H186ZM198 101V100H197ZM204 101H206V100H202V102H204ZM231 101V100H230ZM237 101V100H236ZM251 101V100H250ZM262 101V100H261ZM264 101V100H263ZM21 102V101H20ZM74 102V101H73ZM111 102V101H110ZM115 102V101H114ZM124 102V101H123ZM140 102V101H139ZM145 102V101H144ZM177 102V101H176ZM179 102V101H178ZM191 102H193V100L191 101ZM207 102V101H206ZM220 102H221V100H220ZM234 102H235V100H234ZM233 102V103H234ZM239 102V101H238ZM105 103V102H104ZM149 103V102H148ZM166 103H167V101H166ZM184 103V102H183ZM219 103V102H218ZM236 103V102H235ZM234 103V104H235ZM22 105H23V102L21 103ZM139 104V103H138ZM168 104V103H167ZM170 104H172V103H170ZM185 104V103H184ZM190 105H191V103H189ZM189 104H187V105H189ZM209 104V106L211 107V105H210V103H208ZM222 104V103H221ZM262 104V103H261ZM260 104V105H261ZM264 104V103H263ZM77 105H78V103H77ZM112 105V104H111ZM124 105V104H123ZM141 105H143V104H141ZM174 105V104H173ZM186 105V104H185ZM206 105V104H205ZM216 105V104H215ZM218 105V104H217ZM220 105V104H219ZM233 105V104H232ZM250 106L252 105L251 103L249 104ZM41 106V105H40ZM54 106V105H53ZM61 106H63V105H61ZM65 106V105H64ZM69 106V105H68ZM74 106V105H73ZM125 106V105H124ZM156 106V103L155 102H153V103H151L150 105H149V108H154ZM166 106H168V105H166ZM209 106L207 107V108H209ZM249 106V107H250ZM255 106V105H254ZM25 107H26V105H25ZM35 107V106H34ZM33 107V108H34ZM78 107V106H77ZM113 107V106H112ZM116 107V106H115ZM201 107V106H200ZM213 107H215L214 106V104H213ZM28 108V107H27ZM30 108V107H29ZM121 108V107H120ZM124 108V107H123ZM122 108V109H123ZM158 108V107H157ZM189 108V107H188ZM206 108V107H205ZM253 108V107H252ZM252 108H250V109H252ZM30 109H32V108H30ZM29 109V110H30ZM38 109H39V107H38ZM136 109V108H135ZM134 109V110H135ZM165 109V108H164ZM167 109V108H166ZM176 109V108H175ZM178 109V108H177ZM185 109H186V107H185ZM254 109H255V107H254ZM35 110V109H34ZM128 110V109H127ZM131 110V109H130ZM138 110H139V113H143V110H145V109H139L138 108ZM152 110V109H151ZM184 110V109H183ZM208 110V109H207ZM206 110V111H207ZM25 111H27V109L25 110ZM24 111V114L26 115V112ZM31 111V110H30ZM48 111V110H47ZM52 111V110H51ZM126 111V110H125ZM135 111H137V109L135 110ZM146 111H148V110H146ZM165 111V110H164ZM173 111V110H172ZM172 111H170V113L172 112ZM182 111V110H181ZM186 111H187V109H186ZM202 111V110H201ZM211 111V110H210ZM218 111H219V109H218ZM60 112V111H59ZM113 112H115V110L113 111ZM118 112V111H117ZM138 112V111H137ZM137 112H135V113H137ZM189 112V111H188ZM209 112V111H208ZM216 112V111H215ZM15 113H19V115L17 116V118H16V116H15ZM62 113V112H61ZM64 113V112H63ZM62 113V114H63ZM110 113H111V111H110ZM157 112H156V110H155V114H156ZM186 113V112H185ZM204 113V112H203ZM253 113V112H252ZM257 113V112H256ZM261 113V112H260ZM31 114V113H30ZM59 114V113H58ZM113 115H114V113H112ZM119 114H121L120 112H119ZM190 114H191V111H190ZM211 114V113H210ZM214 114V113H213ZM212 114V115H213ZM28 115V114H27ZM32 115V114H31ZM69 115H71V114H69ZM68 115V116H69ZM115 115H117V114H115ZM159 115V114H158ZM170 115V114H169ZM174 115H177V114H174ZM180 115V114H179ZM185 115V114H184ZM187 115V114H186ZM189 115V114H188ZM188 115H187V117H188ZM194 115V114H193ZM196 115H197V113L194 115L195 117H196ZM206 115H208V114H206ZM52 116V115H51ZM110 116V115H109ZM108 116V117H109ZM112 116V115H111ZM136 116V115H135ZM144 116V115H143ZM147 116V115H146ZM160 116H162V115H160ZM190 116V115H189ZM254 116V115H253ZM24 117H26V116H24ZM41 117V116H40ZM47 117V116H46ZM54 117V116H53ZM117 117V116H116ZM133 117V116H132ZM177 117V116H176ZM183 117V116H182ZM186 117V116H185ZM195 117H194V120H195ZM247 117V116H246ZM257 117V116H256ZM36 118V117H35ZM121 118V117H120ZM124 118V117H123ZM138 118H139V115H138ZM142 118V117H141ZM154 118V117H153ZM157 118V117H156ZM155 118V119H156ZM180 118V117H179ZM189 118V117H188ZM188 118H186V119H188ZM208 118V117H207ZM206 118V119H207ZM213 118V117H212ZM37 119H40V118H38L37 117ZM140 119V118H139ZM145 119V118H144ZM148 119V118H147ZM150 119H151V117H150ZM161 119V118H160ZM165 119V118H164ZM163 119V121H165ZM178 119V118H177ZM197 119H200L199 117L197 118ZM216 119V118H215ZM214 119V120H215ZM220 119V118H219ZM256 119V118H255ZM46 120H47V118H46ZM119 120V119H118ZM159 120V119H158ZM173 120V119H172ZM183 120H184V118H183ZM183 120H181V121H183ZM49 122H50V120H48ZM143 121V120H142ZM145 121V120H144ZM162 121V120H161ZM191 121H192V118H191ZM191 121H190V123H191ZM202 121V120H201ZM213 121V120H212ZM230 121V120H229ZM85 122V121H84ZM134 122V121H133ZM136 122V121H135ZM148 122H151V121H148ZM155 122V121H154ZM159 122V121H158ZM175 122V121H174ZM186 122V120L184 121V123ZM195 122V121H194ZM204 122V121H203ZM208 122V121H207ZM250 122H251V120H250ZM260 122V121H259ZM22 123V122H21ZM140 123V122H139ZM183 123V122H182ZM187 123V122H186ZM205 123V122H204ZM53 124V123H52ZM113 124V123H112ZM145 124V123H144ZM169 124V123H168ZM177 124V123H176ZM188 124V123H187ZM192 124V123H191ZM190 124V125H191ZM203 124V123H202ZM206 124V123H205ZM209 124V123H208ZM213 124V123H212ZM259 124V123H258ZM257 124V125H258ZM46 125V124H45ZM194 125V124H193ZM196 125V124H195ZM207 125V124H206ZM217 125V124H216ZM215 125V126H216ZM227 125V124H226ZM229 125V124H228ZM251 125V124H250ZM43 126V125H42ZM51 126V125H50ZM107 126H108V124H107ZM144 126V125H143ZM155 126V125H154ZM189 126V125H188ZM200 126H202L201 124H200ZM213 126H214V124H213ZM37 127H38V125H37ZM36 127V128H37ZM45 127H47V126H45ZM78 127V126H77ZM113 127V126H112ZM119 126H117V128H118ZM145 127V126H144ZM148 127V126H147ZM189 127H191V126H189ZM193 127V126H192ZM212 127V126H211ZM210 127V128H211ZM217 127V126H216ZM226 127V126H225ZM228 127V126H227ZM260 127V126H259ZM263 127V126H262ZM261 127V128H262ZM35 128V127H34ZM115 128V127H114ZM141 128H142V126H141ZM196 128V127H195ZM203 128H204V125H203ZM208 128H209V126H208ZM260 128V129H261ZM108 129V128H107ZM110 129V128H109ZM119 129V128H118ZM159 129V128H158ZM166 129V128H165ZM205 129V128H204ZM212 129V128H211ZM210 129V130H211ZM215 129V128H214ZM250 129H251V127H250ZM250 129H248V130H250ZM255 129H256V127H255ZM258 129V128H257ZM259 129V130H260ZM21 130H23V129H21ZM34 130V129H33ZM112 130V129H111ZM143 130V129H142ZM145 130H147V129H145ZM151 130V129H150ZM149 130V131H150ZM217 130V129H216ZM24 131V130H23ZM38 131V130H37ZM36 131V132H37ZM134 132H135V130H133ZM141 131V130H140ZM158 131V130H157ZM214 131V130H213ZM35 132V133H36ZM59 132V131H58ZM63 132V131H62ZM82 132V131H81ZM86 132H87V130H86ZM110 132V131H109ZM132 132V131H131ZM148 132V131H147ZM168 132V131H167ZM199 132V131H198ZM217 132V131H216ZM260 132H261V130H260ZM146 133V132H145ZM156 133V132H155ZM158 133V132H157ZM165 133V132H164ZM188 133V132H187ZM201 133H203V131H201ZM211 133H213V132H211ZM225 133H226V131H225ZM248 133V132H247ZM246 133V134H247ZM250 133V132H249ZM25 134H27V133H25ZM40 134V133H39ZM43 134V133H42ZM149 134V133H148ZM151 134H152V132H151ZM160 134V133H159ZM199 134V133H198ZM253 134V133H252ZM256 134V133H255ZM101 135V134H100ZM107 135V134H106ZM132 134H130V136H131ZM134 136H135V134H133ZM164 135V134H163ZM201 135V134H200ZM126 136H127V134H126ZM141 136V135H140ZM158 136V135H157ZM156 136V137H157ZM160 136V135H159ZM162 136V135H161ZM167 136V135H166ZM212 136V135H211ZM210 136V137H211ZM257 136H258V134H257ZM32 137V136H31ZM36 137V136H35ZM55 137V136H54ZM58 137V136H57ZM82 137V136H81ZM122 137V136H121ZM123 137H125V136H123ZM123 137H122V140H123ZM129 137V136H128ZM143 137V136H142ZM151 137V136H150ZM176 137V136H175ZM179 137V136H178ZM203 137V136H202ZM207 137V136H206ZM215 137H216V134H215ZM259 137V136H258ZM257 137V138H258ZM132 138V137H131ZM130 138V139H131ZM140 138V137H139ZM154 138H155V136H154ZM160 138V137H159ZM171 138V137H170ZM174 138V137H173ZM209 138V137H208ZM251 138V137H250ZM262 138V137H261ZM26 139H28V138H26ZM34 139V138H33ZM32 139V140H33ZM65 139V138H64ZM106 139H108V138H106ZM105 139V140H106ZM137 139V138H136ZM148 139V138H147ZM172 139V138H171ZM204 139V138H203ZM210 139V138H209ZM208 139V140H209ZM214 139V138H213ZM264 139V138H263ZM77 140V139H76ZM104 140V141H105ZM111 140V139H110ZM114 140V139H113ZM116 140H118V139H116ZM162 140V139H161ZM206 140V139H205ZM210 140H212V137H211V139ZM215 140V139H214ZM244 140V139H243ZM245 140H246V138H245ZM30 141V140H29ZM119 141H120V139H119ZM126 141V140H125ZM157 141V140H156ZM169 141V140H168ZM197 141V140H196ZM257 141V140H256ZM18 142V141H17ZM99 142H100V139H99ZM106 142V141H105ZM131 142V141H130ZM136 142H138V141H136ZM140 142V141H139ZM167 142V141H166ZM179 142V141H178ZM184 142V141H183ZM204 142V141H203ZM250 142V141H249ZM259 142V141H258ZM16 143V142H15ZM27 143H29V142H27ZM122 143V142H121ZM149 143V142H148ZM161 143V142H160ZM255 143V142H254ZM11 144H13V143H11ZM102 144V143H101ZM126 144V143H125ZM128 144V143H127ZM173 144H175V143H173ZM180 144V143H179ZM225 144V143H224ZM113 145V144H112ZM142 145H144V143L142 144ZM157 145V144H156ZM176 145V144H175ZM182 145V144H181ZM9 146V145H8ZM116 146V145H115ZM128 146H130V145H128ZM139 146V145H138ZM151 146V145H150ZM163 146V145H162ZM161 146V147H162ZM173 146V145H172ZM214 146H216V145H214ZM233 146V145H232ZM237 146V145H236ZM235 146V144H234V147H236ZM245 146H246V144H245ZM253 146V145H252ZM258 146H259V144H258ZM257 146V147H258ZM104 147V146H103ZM141 147H143V146H141ZM152 147V146H151ZM154 147H156V146H153V148ZM171 147V146H170ZM201 147V146H200ZM203 147H205V145L203 146ZM230 147V146H229ZM261 147L263 148V145L261 144ZM134 148V147H133ZM145 148V147H144ZM147 148V147H146ZM174 148H175V146H174ZM199 148V147H198ZM247 148V147H246ZM6 149V148H5ZM13 149V148H12ZM12 149H11V151H12ZM141 149V148H140ZM143 149V148H142ZM152 149V148H151ZM166 149V148H165ZM164 149V150H165ZM196 149V148H195ZM204 149V148H203ZM213 149V148H212ZM231 149V148H230ZM245 149V148H244ZM8 150V149H7ZM126 150V149H125ZM137 150V149H136ZM155 150H156V148H155ZM158 150V149H157ZM168 150V149H167ZM198 150V149H197ZM205 150V149H204ZM217 150V149H216ZM225 150V149H224ZM226 150H227V148H226ZM232 150H233V148H232ZM259 150V149H258ZM3 151V150H2ZM192 151V150H191ZM218 151V150H217ZM229 151V150H228ZM262 151V150H261ZM5 152V151H4ZM3 152V153H4ZM121 152H122V150H121ZM134 152V151H133ZM139 152V151H138ZM156 152V151H155ZM165 152V151H164ZM175 152V151H174ZM193 152V151H192ZM199 152H200V150H199ZM199 152H198V154H197V151H196V154H197V156L199 155ZM206 152H207V150H206ZM211 152V151H210ZM210 152H208V153H210ZM222 152H223V150H222ZM225 152V151H224ZM251 153H252V151H250ZM263 152V151H262ZM7 153V152H6ZM123 153V152H122ZM146 153H147V151H146ZM204 153V152H203ZM237 153V152H236ZM244 153V152H243ZM242 153V154H243ZM261 153V152H260ZM8 154V153H7ZM6 154V156H8ZM138 154V153H137ZM140 154V153H139ZM148 154V153H147ZM157 154V153H156ZM184 154V153H183ZM189 154V153H188ZM195 154V153H194ZM192 155V156H196V155ZM201 154V153H200ZM217 154V153H216ZM230 154V153H229ZM256 154V153H255ZM263 155H264V153H262ZM261 154V155H262ZM10 155V154H9ZM116 155V154H115ZM135 155V154H134ZM144 155V154H143ZM152 155V154H151ZM155 155V154H154ZM153 155V156H154ZM163 155V154H162ZM170 155V154H169ZM225 155V154H224ZM224 155H221V156H224ZM244 155V154H243ZM259 155V154H258ZM262 155V156H263ZM12 156V155H11ZM119 156V155H118ZM148 156V155H147ZM152 156V157H153ZM173 156V155H172ZM171 155L169 156V157H172ZM200 156V155H199ZM212 156V155H211ZM225 156H227V155H225ZM230 156V155H229ZM250 156V155H249ZM260 156V155H259ZM258 156V157H259ZM142 157V156H141ZM155 157V156H154ZM153 157V158H154ZM191 157V156H190ZM201 157V156H200ZM203 157V156H202ZM201 157V158H202ZM241 157H243V156H241ZM245 157H246V155H245ZM251 157V156H250ZM249 157V158H250ZM252 157H253V155H252ZM257 157V156H256ZM0 158H2L1 156H0ZM7 158V157H6ZM23 158V157H22ZM111 158V157H110ZM116 158H118V157H116ZM124 158V157H123ZM126 158V157H125ZM124 158V159H125ZM134 158V157H133ZM144 158V157H143ZM162 158V157H161ZM173 158V157H172ZM175 158V157H174ZM183 158V157H182ZM216 158H217V156H216ZM226 158V157H225ZM232 158V157H231ZM3 159H5L4 157H3ZM2 159V160H3ZM13 159V158H12ZM11 159V160H12ZM15 159V158H14ZM120 159V158H119ZM157 159V158H156ZM184 159V158H183ZM192 158H190V160H191ZM195 159H196V157H195ZM198 159V158H197ZM213 159H214V157H213ZM233 159V158H232ZM257 159V158H256ZM255 159V160H256ZM1 160V159H0ZM16 160V159H15ZM108 160V159H107ZM146 160V159H145ZM158 160V159H157ZM171 160V159H170ZM193 160V159H192ZM203 160V159H202ZM226 160V159H225ZM224 160V162H226ZM264 160V159H263ZM109 161V160H108ZM107 161V162H108ZM117 161H118V159H117ZM119 161H121V160H119ZM118 161V162H119ZM137 161V160H136ZM160 161H161V159H160ZM166 161H169V160H166ZM185 161V160H184ZM199 161V160H198ZM220 161V160H219ZM239 161V160H238ZM250 161V160H249ZM258 160H256V162H257ZM262 161V160H261ZM260 161V162H261ZM110 162V161H109ZM113 162V161H112ZM141 162V161H140ZM164 162V161H163ZM189 162V161H188ZM194 162V161H193ZM200 162V161H199ZM198 162V163H199ZM205 162V161H204ZM212 162V161H211ZM214 162V161H213ZM213 162H212V165H213ZM251 162V161H250ZM249 162V163H250ZM7 163V162H6ZM139 163V162H138ZM142 163V162H141ZM167 163V162H166ZM253 163V162H252ZM259 163V162H258ZM262 163V162H261ZM260 163V164H261ZM16 164V163H15ZM124 164V163H123ZM194 164V163H193ZM195 164H197V162L195 163ZM225 164V163H224ZM223 164V165H224ZM257 164V163H256ZM2 165V164H1ZM94 165V164H93ZM130 165V164H129ZM136 165V164H135ZM148 165H149V163H148ZM153 165V164H152ZM156 165H157V163H156ZM174 165V164H173ZM202 165V164H201ZM221 165V164H220ZM227 166H228V164H226ZM231 165V164H230ZM240 165V164H239ZM258 165V164H257ZM113 166V165H112ZM136 166H138V165H136ZM186 166H188L187 164H186ZM198 166V165H197ZM227 166H226V168H227ZM237 166V165H236ZM259 166V165H258ZM262 166V165H261ZM260 166V167H261ZM87 167V166H86ZM90 167H92V166H90ZM118 167V166H117ZM133 167H134V165H133ZM139 167H141V166H139ZM147 167V166H146ZM150 167V166H149ZM148 167V168H149ZM154 167V166H153ZM176 167V166H175ZM179 167V166H178ZM200 167V166H199ZM213 167V166H212ZM211 167V168H212ZM217 167V166H216ZM223 167V166H222ZM229 167V166H228ZM232 167H234V166H232ZM251 167V166H250ZM263 167V166H262ZM2 168V167H1ZM93 168V167H92ZM113 168H115V167H113ZM121 168V167H120ZM148 168H146V171L148 170ZM189 168V167H188ZM187 168V169H188ZM194 168V167H193ZM201 168V167H200ZM203 168V167H202ZM214 168V167H213ZM218 168V167H217ZM231 168V167H230ZM236 168V167H235ZM238 168V167H237ZM4 169V168H3ZM85 169V168H84ZM86 169H88V168H86ZM125 169H126V167H125ZM143 169V168H142ZM172 169V168H171ZM171 169H170V171H171ZM179 169V168H178ZM183 169V168H182ZM197 169H199V168H197ZM225 169V168H224ZM228 169V168H227ZM251 169H252V167H251ZM113 170V169H112ZM129 170V169H128ZM201 170V169H200ZM206 170V169H205ZM209 170V169H208ZM216 170V169H215ZM234 170V169H233ZM253 170H255V168L253 169ZM257 170V169H256ZM91 171V170H90ZM124 171V170H123ZM134 171V170H133ZM143 171V170H142ZM149 171H150V168H149ZM160 171V170H159ZM158 171V172H159ZM174 171V170H173ZM176 171H177V168H176ZM175 171V172H176ZM179 171V170H178ZM182 171H184V170H182ZM192 171V170H191ZM212 171V170H211ZM210 171V172H211ZM222 171V170H221ZM224 171V170H223ZM238 171V170H237ZM241 171V170H240ZM11 172V171H10ZM88 172V171H87ZM106 172V171H105ZM113 172V171H112ZM127 172V171H126ZM131 172V171H130ZM162 172V171H161ZM181 172V171H180ZM89 173V172H88ZM100 173V172H99ZM107 173V172H106ZM141 173V172H140ZM143 173H145V169H144V172ZM148 173V176H149V172H147ZM192 174H193V172H191ZM202 173H203V171H202ZM222 173V172H221ZM220 173V174H221ZM6 174V173H5ZM5 174L3 175V176H5ZM109 174V173H108ZM142 174V173H141ZM153 174V173H152ZM182 174H183V172H182ZM198 174V173H197ZM204 174V173H203ZM202 174V175H203ZM214 175L213 176H215V173H213ZM219 174V176H221ZM111 175V174H110ZM115 175V174H114ZM155 175V174H154ZM169 175H170V173H169ZM184 175V174H183ZM185 175H186V173H185ZM191 175V174H190ZM218 175V174H217ZM216 175V176H217ZM222 175H223V173H222ZM2 176V177H3ZM100 176H101V174H100ZM137 176V175H136ZM146 176V175H145ZM147 176V177H148ZM151 176V175H150ZM164 176V175H163ZM162 176V177H163ZM166 176V175H165ZM178 176V175H177ZM189 176V175H188ZM226 176V175H225ZM229 176V175H228ZM77 177V176H76ZM80 177H82V175L80 176ZM128 177V176H127ZM132 177V176H131ZM159 177H161V176H159ZM168 177V176H167ZM170 177V176H169ZM206 177V176H205ZM218 177V176H217ZM106 178V177H105ZM111 178H112V176H111ZM129 178V177H128ZM128 178H126L127 180H128ZM136 178V177H135ZM146 178V177H145ZM149 178L150 177H148V182H150L149 181ZM171 178V177H170ZM169 178V179H170ZM178 178V177H177ZM219 178V177H218ZM234 178V177H233ZM74 179V178H73ZM104 179V178H103ZM139 179L140 178H138L137 180L139 181ZM160 179V178H159ZM164 179V178H163ZM168 179V178H167ZM166 179V180H167ZM168 179V180H169ZM189 179V178H188ZM206 179V178H205ZM226 179V178H225ZM76 180H78V179H76ZM111 180V179H110ZM140 180H143V178L142 179H140ZM157 180V179H156ZM190 180V179H189ZM203 180V179H202ZM201 180V182H203ZM7 181V180H6ZM69 181V180H68ZM105 181H106V179H105ZM120 181V180H119ZM125 182H126V180H124ZM153 181V180H152ZM162 179H161V183H162ZM214 181V180H213ZM109 182V181H108ZM145 182V181H144ZM154 182V181H153ZM191 182L193 183V181L191 180ZM84 183H86V182H84ZM95 183V182H94ZM98 183V182H97ZM105 183V182H104ZM112 183V182H111ZM120 183V182H119ZM174 183H176V182H174ZM174 183H172L173 184V186L175 187V185H174ZM191 183V184H192ZM198 183H200V181L198 182ZM208 183V182H207ZM130 184V183H129ZM133 184V183H132ZM149 184H151V183H149ZM153 184V183H152ZM151 184V185H152ZM177 184H178V182H177ZM205 184V183H204ZM209 184V183H208ZM213 183H211V185H212ZM214 184H215V189H213V191L211 192L212 194L211 195H209L210 197H209V199L206 201V203L204 204V205H202V206H200V205H195V204H193V205H195L196 207H194L193 205H191V203H189L188 202V196H189V193H190V195H191V193L192 192H194L195 191V189L194 188H191L192 190H188L187 192H185V193H181L180 191H179V189H176V191H174L173 193H174V198L173 199H171V200H166L167 201V203H166V207H165V210H164V212L161 214V215H163L162 216V218L160 219H157L156 221H155V223H154V229L156 228L157 229V231L153 234V236H150V237H148V239H149V241L147 240V247L146 248H144L143 247V244H144V239L146 238V234H144V235H142L141 237V239L139 238L137 241L136 240H132L131 242H132V244H133V246H134V248L132 249V251H131V261L129 260V262H130V264H264V168H263V170L262 171H255L254 173H252V174H250V175H248V176H243V177H241V178H239L237 181H236V185H235V187H234V189L232 190V189H230V184H231V182L230 181H227V180H216V178H215V181H214ZM109 185V184H108ZM113 185V184H112ZM115 185V184H114ZM114 185L112 186V187H114ZM201 185H203L202 183L201 184H199V186L201 187ZM85 186V185H84ZM127 186V185H126ZM143 186V185H142ZM153 186V185H152ZM155 186V185H154ZM160 186H161V184H160ZM171 186V185H170ZM193 186H194V183H193ZM206 186H207V184H206ZM107 187H109V186H107ZM125 187V186H124ZM144 187H145V183H144ZM146 187H148V186H146ZM156 187V186H155ZM154 187V188H155ZM165 187V186H164ZM169 187V186H168ZM97 188V187H96ZM102 188V187H101ZM123 188V187H122ZM127 188V187H126ZM150 188H152V187H150ZM153 188V189H154ZM157 188V187H156ZM176 188V187H175ZM186 188V187H185ZM196 188V187H195ZM199 188V187H198ZM202 188V187H201ZM201 188H199L200 190H202ZM106 189V188H105ZM119 189V188H118ZM118 189H116V190H118ZM127 189H129V187L127 188ZM132 189V188H131ZM130 189V191H132ZM134 189V188H133ZM140 189H141V187H140ZM158 189V188H157ZM160 189V188H159ZM174 190V188H171V190ZM198 189V190H199ZM208 189V188H207ZM206 189V190H207ZM71 190V189H70ZM81 190V189H80ZM83 190H84V187H83V189L81 190V192H83ZM155 190V189H154ZM164 190H165V188H164ZM168 190H170V188L168 189ZM167 190V191H168ZM205 190V189H204ZM205 190V191H206ZM210 190V189H209ZM209 190H208V192H209ZM76 191V190H75ZM78 191V190H77ZM105 191V190H104ZM128 191V190H127ZM139 191V190H138ZM143 191V190H142ZM145 191V190H144ZM151 191L153 192V194H155L154 193V191L151 189ZM81 192H79V193H81ZM116 192V191H115ZM133 192V191H132ZM149 191H147V193H148ZM164 192V191H163ZM169 192V191H168ZM167 192V193H168ZM199 192H202V191H199ZM84 193V192H83ZM127 193V192H126ZM137 193V192H136ZM151 193V192H150ZM158 193H159V191H158ZM157 192H156V194H158ZM165 193V192H164ZM104 194H106V193H104ZM122 194V193H121ZM133 194V193H132ZM135 194V193H134ZM203 194V193H202ZM88 195V194H87ZM90 195V194H89ZM107 195V194H106ZM116 195V194H115ZM118 195V194H117ZM123 195V194H122ZM128 196H129V194H127ZM144 195V194H143ZM196 195H197V192H196ZM195 195V196H196ZM198 195H200V196H202L201 195V193L200 194H198ZM198 195H197V197H198ZM85 196V195H84ZM127 196V197H128ZM156 196V195H155ZM154 196V197H155ZM158 196V195H157ZM170 196H171V194H170ZM199 196V199L201 198ZM78 196L76 195V197L75 198H77ZM80 197H81V195H80ZM94 197V196H93ZM104 197V196H103ZM103 197H102V199H103ZM107 197V196H106ZM110 197V196H109ZM147 197H148V194H147ZM196 197V198H197ZM68 198V197H67ZM70 198V197H69ZM105 198V197H104ZM136 198V197H135ZM149 198V197H148ZM72 199H73V197H72ZM72 199L70 200V201H72ZM84 199H86V198H84ZM100 199V198H99ZM125 199H128V198H126L125 197ZM151 199V198H150ZM167 199V198H166ZM80 200H81V198H80ZM107 200V199H106ZM134 200V199H133ZM191 200H192V197H191ZM60 201V200H59ZM76 201V200H75ZM151 201V200H150ZM196 202H197V200H195ZM125 202H126V200H125ZM129 202V201H128ZM133 202H137V201H133ZM73 203V202H72ZM80 203V202H79ZM82 203V202H81ZM58 204V203H57ZM64 204V203H63ZM116 204V203H115ZM146 204V203H145ZM148 204V203H147ZM151 204V203H150ZM152 204H153V202H152ZM35 205V204H34ZM113 204H111V207H113L112 206ZM117 205V204H116ZM128 205V204H127ZM154 205V204H153ZM163 205V204H162ZM38 205H36V207L35 208H38L37 207ZM65 206V205H64ZM126 206V205H125ZM132 206V208H133V205H131ZM164 206V205H163ZM75 207V206H74ZM79 207V206H78ZM123 207V206H122ZM135 207V206H134ZM145 207V206H144ZM147 207H149V206H147ZM35 208H34V210H35ZM54 208V207H53ZM69 208V207H68ZM68 208H66V209H68ZM96 208H97V206H96ZM124 208V207H123ZM156 208V207H155ZM159 208V207H158ZM51 209V208H50ZM60 209V208H59ZM65 209V210H66ZM129 209V208H128ZM37 210V209H36ZM70 210V209H69ZM102 210V209H101ZM117 210V209H116ZM115 210V211H116ZM154 210V209H153ZM160 210V209H159ZM38 211V210H37ZM94 211V210H93ZM96 211V210H95ZM103 211H104V209H103ZM114 211V212H115ZM123 211V210H122ZM138 211V210H137ZM155 211H156V209H155ZM33 212H35V211H33L32 210V213ZM105 212V211H104ZM113 212V213H114ZM118 212V211H117ZM126 212V211H125ZM143 212V211H142ZM87 214H88V212H86ZM103 213V212H102ZM135 213V212H134ZM133 213V214H134ZM34 214V213H33ZM92 214V213H91ZM107 214V213H106ZM115 214V213H114ZM148 214V213H147ZM34 215H36V212H35V214ZM48 215H50V214H48ZM85 215V214H84ZM97 215L98 216H100V212H97L95 215H93L94 217H96L97 218ZM120 215V214H119ZM123 215V214H122ZM146 214H144L143 216H145ZM46 216V215H45ZM62 217V214L58 211V212H54L53 214H52V217ZM71 216V215H70ZM73 216V215H72ZM93 216L92 215H89V220L87 221V226H86V232H85V237H84V239H85V242L84 243H80V244H85V249H84V251H83V253L80 255H73V258H74V260L76 261V262H80L81 264H127L126 262H125V260L123 259V257L122 256H119L117 259H115V260H113L110 256L108 257L105 253H104V244H105V242L107 241V237H109V236H111L110 235V233L108 234V231H106L105 233H102L101 235H102V238H103V240L101 239V237H97L96 235H97V228H98V226H97V228H96V223H95V219H93ZM116 216V215H115ZM142 216V215H141ZM148 215H146L145 217H147ZM31 217V216H30ZM35 217V216H34ZM36 217H38L37 215H36ZM35 217V218H36ZM77 217H78V215H77ZM107 217V216H106ZM113 217V216H112ZM121 217H123V216H121ZM121 217H120V219H121ZM144 217V218H145ZM34 218V219H35ZM73 218V217H72ZM79 218V217H78ZM127 218V217H126ZM140 218H142V217H140ZM37 219V218H36ZM101 219V218H100ZM116 219V218H115ZM113 220V223H115V222H117L118 220ZM149 220L151 219V217H149L148 218ZM154 219V218H153ZM29 220V219H28ZM33 220V219H32ZM139 219H137V223L139 222L138 221ZM145 220H147V218L145 219ZM74 221V220H73ZM86 221V220H85ZM100 221V220H99ZM133 221V220H132ZM50 222V221H49ZM65 223L67 222V221H64ZM83 222V221H82ZM128 222V221H127ZM149 222V221H148ZM68 223V222H67ZM74 223H76V222H74ZM73 223V224H74ZM141 224H143V222H140ZM46 224V223H45ZM55 224V223H54ZM105 224V223H104ZM103 224V225H104ZM48 225V224H47ZM56 225H58V224H56ZM56 225H54V226H56ZM76 225V224H75ZM78 225V224H77ZM123 225V224H122ZM121 225V226H122ZM139 225V224H138ZM145 225V224H144ZM144 225H142V226H144ZM82 226V225H81ZM113 226H114V224H113ZM130 226H132V224L130 225ZM133 226H134V224H133ZM140 226V225H139ZM43 227V226H42ZM70 227V226H69ZM78 227H80V226H78ZM101 227V226H100ZM104 227V226H103ZM106 227V226H105ZM109 227V226H108ZM135 227V226H134ZM136 227H138V226H136ZM20 228H21V226H20ZM38 228V227H37ZM44 228H46V227H44ZM71 228V227H70ZM75 228V227H74ZM83 228V227H82ZM152 228V229H153ZM60 229V228H59ZM59 229H57L58 231H59ZM85 229V228H84ZM140 230H141V228H139ZM212 230L213 231V234L212 235H210L209 234V232L211 233V231H209V230ZM20 230V229H19ZM40 230H41V228H40ZM39 230V231H40ZM55 230V229H54ZM57 230H56V232H57ZM82 230V229H81ZM109 230V229H108ZM118 230V229H117ZM146 230V229H145ZM62 231V230H61ZM61 231H59V232H61ZM112 231V230H111ZM115 231V230H114ZM151 230H149V231H147V232H150ZM19 232V231H18ZM41 232H43V231H40V233ZM49 232V231H48ZM53 232V231H52ZM55 232V233H56ZM59 232H57V233H59ZM67 232V231H66ZM75 232V231H74ZM101 232V231H100ZM137 232V231H136ZM62 233V232H61ZM116 233V232H115ZM127 233V232H126ZM125 233V234H126ZM138 233V232H137ZM39 234V233H38ZM54 234V233H53ZM68 234V233H67ZM70 234V233H69ZM71 234H72V232H71ZM84 234V233H83ZM18 235H19V233H18ZM66 235V234H65ZM78 235H80V234H78ZM98 235H99V232H98ZM132 235V234H131ZM134 235V234H133ZM136 235V234H135ZM40 236H41V234H40ZM56 236V235H55ZM58 236H60V235H58ZM57 236V237H58ZM61 236H64V235H62L61 234ZM67 236V235H66ZM77 236V235H76ZM126 236H127V234H126ZM43 237V236H42ZM145 237V238H144ZM28 238V237H27ZM26 238V239H27ZM63 238V237H62ZM67 238V237H66ZM73 238V237H72ZM20 239V238H19ZM18 239V240H19ZM25 239V240H26ZM40 239H42V238H40ZM39 239V240H40ZM70 239V238H69ZM76 239V238H75ZM114 239H116V243H115V245H113L112 247H113V249L115 248V247H117V248H122V244H120L121 243V240L122 239H124L123 238V234H119V233H116L115 235H114ZM126 239V238H125ZM135 239V238H134ZM14 240H15V238H14ZM17 240V241H18ZM34 241L33 242H31L30 244H27V246H26V248H23L24 247V245H23V247H18V245L17 244H15L14 246H13V248H12V253L13 254H15L16 255V258H15V261H17V264L19 263V264H35L33 261H31V260H29V259H27L26 257V255H25V252H24V249H26L27 251H29V249L32 247V245H35L36 244V239H33ZM37 240H38V238H37ZM53 240H54V237H53ZM65 240V239H64ZM71 240V239H70ZM73 240H74V238H73ZM112 240H113V238H112ZM111 240V241H112ZM16 241V240H15ZM21 241V240H20ZM109 241V240H108ZM26 241H24V243H25ZM30 242V241H29ZM56 242V241H55ZM16 243V242H15ZM37 243H38V241H37ZM61 243V242H60ZM78 243V242H77ZM26 244V243H25ZM79 244V245H80ZM20 245V244H19ZM22 245V244H21ZM66 245V244H65ZM79 245H77V246H79ZM130 245V242H128V246ZM35 246H39V245H35ZM59 246V245H58ZM64 246V245H63ZM62 246V247H63ZM76 246V245H75ZM74 246V247H75ZM40 247V246H39ZM60 247V246H59ZM73 247V248H74ZM81 247H82V245H81ZM107 247V246H106ZM111 247V246H110ZM123 247H124V245H123ZM37 248V247H36ZM43 248V247H42ZM61 248V247H60ZM59 248V249H60ZM125 248H127V247H125ZM34 249V248H33ZM41 249V248H40ZM69 249V248H68ZM124 249V248H123ZM25 250V251H26ZM49 250V249H48ZM76 250V249H75ZM75 250H74V252H75ZM116 250V249H115ZM120 250V249H119ZM127 250V249H126ZM129 248H128V252H129ZM32 251V250H31ZM34 251V253H35V250H33ZM32 251V252H33ZM37 251V250H36ZM30 252V251H29ZM28 252V253H29ZM39 252V251H38ZM47 252V251H46ZM56 252H57V250H56ZM113 252V250L111 251V253ZM121 252V251H120ZM123 252H125L124 250H123ZM127 252V251H126ZM27 253V252H26ZM45 253V252H44ZM76 253V252H75ZM117 252H115V257L116 256H118L117 254H116ZM33 254V253H32ZM52 254V253H51ZM55 254V253H54ZM53 254V255H54ZM57 254V253H56ZM110 254V253H109ZM119 254V253H118ZM125 254V253H124ZM130 254V253H129ZM28 255V254H27ZM43 255V254H42ZM66 255H68V254H66ZM111 255V254H110ZM29 256V255H28ZM47 256H48V254H47ZM64 256V255H63ZM69 256V255H68ZM124 257H126L125 255H124ZM34 258V257H33ZM66 258V257H65ZM113 260H111V259ZM12 259V258H11ZM13 259H14V257H13ZM44 259V258H43ZM42 259V260H43ZM8 260V259H7ZM42 260H41V262H42ZM67 260V259H66ZM65 260V261H66ZM112 262H111V261ZM13 261V260H12ZM11 261V262H12ZM38 261V260H37ZM60 261V260H59ZM61 261H62V256H61ZM61 261H60V263L59 264H61ZM64 261V260H63ZM63 261H62V263H63ZM68 261V260H67ZM67 261H66V263H67ZM14 262V261H13ZM46 262V261H45ZM44 262V263H45ZM8 263H10V262H8ZM38 263V262H37ZM43 263V264H44ZM52 263V262H51ZM50 263V264H51ZM56 263V262H55ZM39 264V263H38ZM77 264V263H76ZM129 264V263H128Z\"/></svg>", "mask_w": 264, "mask_h": 264}]
</instances>
